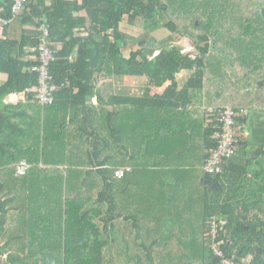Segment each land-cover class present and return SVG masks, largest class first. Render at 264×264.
Wrapping results in <instances>:
<instances>
[{
    "label": "trees",
    "instance_id": "trees-1",
    "mask_svg": "<svg viewBox=\"0 0 264 264\" xmlns=\"http://www.w3.org/2000/svg\"><path fill=\"white\" fill-rule=\"evenodd\" d=\"M12 2L13 0H0V16L7 20L13 19ZM76 2L55 0V4L48 7L45 0H30L27 5L35 17L50 25V44L58 49V59L52 64L51 70L58 83L68 80L71 90L78 87V102L75 107L83 106L92 93L90 82L98 68L114 67L116 74L131 73L136 76L146 75L144 71H148L153 78L163 67H181L179 61H186L188 65L197 66V76L206 78L208 100L214 109L230 106L237 111L264 110V0ZM72 9H92L100 19L87 27L89 37H75L74 29L83 22L72 18ZM125 14H131L144 24L161 14V18L167 19L163 27L175 35L176 39L184 38L193 42L194 57L180 56V47L173 48L174 53L165 49L152 61L142 58L132 48L128 53L124 52L128 46V37L121 30ZM94 36L101 38L98 40ZM37 42L38 37L35 40L26 36L16 40L0 38V71L9 75L7 82L0 87V104L2 97L10 92L27 91L28 98L34 99L39 83L37 74L31 71L33 54L29 53L31 58L28 60H23L22 57L25 55V47ZM79 43V57L77 61L70 62L68 58ZM178 55L177 59L174 58ZM19 106L20 104L16 105ZM31 107L38 114V118L31 123L35 127L32 152L30 148L25 149L23 146L19 151L16 150V165L27 158L33 167L22 176L16 175V168L1 171V175L16 177V217L4 220L5 226L0 232V264H148L145 257L152 259L149 264H158V258L167 259L175 254L177 251L108 248V229L123 231L120 224L130 222V219L116 217L115 213L108 216L110 211L117 210V197L124 193L120 185L123 181H110L113 173L115 176L116 168L112 167L115 163L112 162L110 167L106 156L107 160H102L101 165L108 164L109 167L105 165L106 167L96 169V165H87L85 172L89 175H103V181H82L76 186L74 181H69L72 174L68 169L70 165L59 162L58 155L53 157L54 161L51 163L46 155V146L50 141L68 135L67 115L56 114L58 121L54 123L49 116L56 112V106H42L36 102ZM91 111L93 114L100 112L104 115L100 121L97 119L94 122L91 134L97 147L103 152L110 139L109 119L113 115L122 117L125 108H117L114 113H110L101 104L94 106ZM75 117L74 113L72 123H75ZM246 118L248 117L244 119ZM117 123L120 124L119 121ZM28 129L25 123L20 126L18 134L28 135ZM213 132L212 128L211 134ZM117 133L120 134L119 126ZM117 140L119 146L120 138ZM85 144L90 146V142L85 141ZM215 144L216 141L211 137L209 147ZM41 164H64L68 173L61 169L41 168L44 174L40 177L43 181L32 183L34 172L39 171L38 166ZM232 171L233 167L228 162V172L224 176H230ZM239 174L234 181L245 180L246 168ZM231 179L232 177L229 181ZM216 180L223 181L220 176ZM256 191L252 201L247 199L249 195L240 197L242 200L239 201L238 194L229 198L225 187L212 192L214 202L211 217L220 219L218 237L222 240L227 255L242 259L244 264H264V185ZM110 194L112 197L109 200ZM233 198L236 199L233 201ZM98 217L101 218L100 223ZM212 219L203 225L200 235H196L202 240V247L192 252L196 258L201 259L202 264H223L222 259L215 256L211 247L212 239L208 236ZM179 252L181 255L194 257L190 251ZM5 253L6 257L3 256ZM114 258L121 259V262L115 263Z\"/></svg>",
    "mask_w": 264,
    "mask_h": 264
},
{
    "label": "crops",
    "instance_id": "crops-1",
    "mask_svg": "<svg viewBox=\"0 0 264 264\" xmlns=\"http://www.w3.org/2000/svg\"><path fill=\"white\" fill-rule=\"evenodd\" d=\"M73 1H77V4L82 2ZM53 4L55 0H45L46 6L50 7ZM70 14L76 21L83 22L74 29L77 38L89 37L87 27L93 22L100 21L92 9L81 11L72 9ZM38 19L29 8H26L19 17L9 20L4 28H0V38L16 40L26 36L35 40L38 37L40 21ZM134 20L138 21L137 18ZM134 20L130 14H125L122 21V33L125 37H130L124 52L128 53L132 48L138 51L142 58L152 61L165 49L159 50L155 40L144 42L146 34H150V28L141 33L143 39L135 42L130 34L133 30L127 25ZM154 20L157 19L150 20L146 27L152 24V27L157 29L165 22L164 19L155 22ZM94 38L100 40L101 36ZM31 46L25 47L23 60L31 58L29 55ZM80 46L81 43L74 48L68 58L70 62L77 61ZM177 47L181 48L180 56L194 57L195 50H185L182 45ZM166 50L174 53L173 48ZM178 57L179 55L174 58ZM179 65L181 67H163L153 78L149 76L148 71H144L146 75L136 76L131 73L116 74L114 67L98 68L90 82L92 93L79 108L75 107L78 102L76 98L78 87L71 90L70 82L68 80L64 82L65 88L56 94L55 102L52 104L56 106V112L51 113L49 118L56 123L58 121L56 114L67 115L66 129H69V132L66 137L50 141L46 146V155L51 163L54 161L53 157L58 155L59 162L70 165L68 169L72 172V177L70 176L69 181H74L76 186L82 181H103V175L98 173L89 175L85 172V167L91 164L96 165L94 166L96 169L105 165L109 167L108 164L101 165L106 156L110 167L113 162L116 164V166L113 164V168H131L124 178H116L113 173L110 180L123 181L120 185L124 193L117 197L115 206L117 210L110 211L108 216L115 213L116 217L130 219V222L120 224L123 231L116 228L108 229L109 249L177 251L167 259L158 258L156 263L158 261V264H202L201 259L196 258L192 251L202 247V240L196 235H200L203 225L209 223L213 215L214 189L205 179L207 174L204 167L213 135L211 130L214 116L210 109L214 106L208 100L206 78L197 76V66L188 65L186 61H179ZM8 77V73L0 71V87L7 82ZM36 102L35 98L31 100L28 98L27 91L10 92L1 99L0 220H3L0 221V232L4 229L5 219L16 217V177L1 175V171L16 168V150L19 151L21 146L25 149L30 148L32 152L35 127L31 123L38 118V114L36 111L34 113L31 104ZM18 104L20 106L16 107ZM101 104L110 113H114L117 108H125L122 117L113 115L109 119L110 139L107 149L104 148L103 152L99 150L91 135L94 122L104 117L100 112L91 113V110ZM74 113L76 121L72 123ZM249 113L248 118L242 120L243 128L239 134L241 145L229 161L233 171L230 176H223V181H219L221 187H225L229 198L238 194L237 201L242 200L240 197L245 195H249L247 199L252 201L256 190L264 185V110H251ZM25 123L29 133L21 136L18 131ZM118 137L121 141L119 146ZM85 141L90 142L89 147ZM24 159L29 161L27 158ZM41 168L61 169L68 173L64 164L60 166L41 164L38 166L39 171L34 172L35 178L32 183L43 181L40 177L44 174ZM243 168H246L247 173L245 180L234 181ZM111 197L110 194L109 200ZM235 199L233 198V201ZM100 219L99 217L97 219L99 223ZM179 251L186 253L190 251L194 257L181 255ZM3 256L6 257L7 253ZM120 260L114 258L115 263ZM144 260L148 264L152 261L150 257H145ZM125 262L127 263V259Z\"/></svg>",
    "mask_w": 264,
    "mask_h": 264
},
{
    "label": "built area",
    "instance_id": "built-area-1",
    "mask_svg": "<svg viewBox=\"0 0 264 264\" xmlns=\"http://www.w3.org/2000/svg\"><path fill=\"white\" fill-rule=\"evenodd\" d=\"M30 0H13L11 6L12 18L19 17L27 8ZM9 20L0 16V28H4ZM50 25L46 21L38 22V42L32 45L29 50L33 54V64L31 71L37 74L38 88L35 100L42 106L52 105L55 102L56 94L65 88V83H58L51 66L58 59L57 49H55L50 39ZM214 116L213 140L215 146L210 148L209 156L205 163V172L214 178L223 177L228 172V162L235 156L239 149V134L243 128L242 120L248 116L246 109L237 111L232 107L210 109ZM32 164L26 159L21 160L16 165L15 173L18 176L27 174ZM131 170L130 167L116 169L115 177L124 178ZM220 230V220L214 218L208 230V236L212 239V250L215 256L222 259L223 264H244L242 259L227 255L223 248L222 240L218 237Z\"/></svg>",
    "mask_w": 264,
    "mask_h": 264
},
{
    "label": "rangeland",
    "instance_id": "rangeland-1",
    "mask_svg": "<svg viewBox=\"0 0 264 264\" xmlns=\"http://www.w3.org/2000/svg\"><path fill=\"white\" fill-rule=\"evenodd\" d=\"M130 16L133 18V20L135 19L131 14ZM160 16L161 14L160 15L158 14L156 18H154V19H157V20H154V22L164 19V18H161ZM164 21L166 22L167 19H164ZM146 24H144L142 21H139V20L128 22L127 24L128 28L133 30L130 32V34L132 35L135 42L137 41L139 42L140 39H143L144 37L140 36L141 33L145 32L148 28H150V34L149 35L146 34L144 38V42H147V41L153 42L155 40L157 42V45L160 48L159 50L172 49L180 45H182L185 50H195V45L193 44L191 40L185 42L184 38L176 39L175 35L171 34L165 27H163V25L155 29L152 27V24H150V27H146ZM128 39H130L129 36H128ZM135 47L138 48V45L135 44ZM206 77L208 78L209 76H206Z\"/></svg>",
    "mask_w": 264,
    "mask_h": 264
},
{
    "label": "water",
    "instance_id": "water-1",
    "mask_svg": "<svg viewBox=\"0 0 264 264\" xmlns=\"http://www.w3.org/2000/svg\"><path fill=\"white\" fill-rule=\"evenodd\" d=\"M205 179H206L207 183H209L212 186L213 189H220L221 188L220 182L218 180H216V178H214L213 176L206 175Z\"/></svg>",
    "mask_w": 264,
    "mask_h": 264
}]
</instances>
